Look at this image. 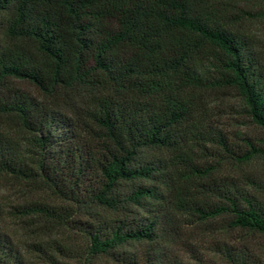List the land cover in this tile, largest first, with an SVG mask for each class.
Segmentation results:
<instances>
[{
  "label": "trees",
  "instance_id": "trees-1",
  "mask_svg": "<svg viewBox=\"0 0 264 264\" xmlns=\"http://www.w3.org/2000/svg\"><path fill=\"white\" fill-rule=\"evenodd\" d=\"M241 3L0 0V115L31 134L35 154L28 166L0 145V172L38 178L73 204L52 215L80 233L86 264H181L160 245L218 217L264 234V205L214 176L216 159L264 158V56ZM213 94L237 98L259 138L236 143L209 126ZM212 252L224 264H264L246 248ZM0 264H25L1 232Z\"/></svg>",
  "mask_w": 264,
  "mask_h": 264
},
{
  "label": "rangeland",
  "instance_id": "rangeland-1",
  "mask_svg": "<svg viewBox=\"0 0 264 264\" xmlns=\"http://www.w3.org/2000/svg\"><path fill=\"white\" fill-rule=\"evenodd\" d=\"M240 5L247 12L243 27L264 56V5L247 0H242ZM2 39L0 32V41ZM11 87L35 94L23 82H13ZM204 100L205 119L209 126L225 132L236 143L237 138H259L258 130L242 113L243 106L237 98L213 94ZM2 144L14 151L23 163L32 166L35 158L32 136L20 127L13 116L0 115ZM215 163L218 166L214 176L235 182L264 205V158L253 159L246 164L221 159H216ZM26 208H33L34 211ZM37 208L44 212H37ZM63 208L69 211L74 209L72 203L56 197L38 178H22L0 172V232L11 238L25 264H51V258L60 264H86V245L80 233L61 225V221L52 215L53 212L61 213ZM45 209L50 213L45 212ZM22 211L26 214H22ZM103 216L109 218L107 214ZM222 220L218 217L204 224L182 226L174 241L163 243L160 247L167 257L181 264H224L212 252L220 244L246 248L252 256L264 262V234L230 229ZM134 250L131 246L126 247L124 252ZM94 264L115 263L104 260Z\"/></svg>",
  "mask_w": 264,
  "mask_h": 264
}]
</instances>
